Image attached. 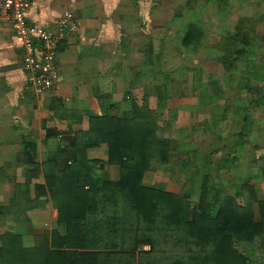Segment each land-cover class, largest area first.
I'll return each mask as SVG.
<instances>
[{"label": "crops", "instance_id": "obj_1", "mask_svg": "<svg viewBox=\"0 0 264 264\" xmlns=\"http://www.w3.org/2000/svg\"><path fill=\"white\" fill-rule=\"evenodd\" d=\"M150 1L33 0L26 13L29 24L55 32L56 22L64 12H71L77 24L75 33H66L58 45L56 89L41 95L25 90L21 40L10 22L0 17V208L9 206L15 193H26V201L20 207H8L10 211L0 213V238L10 231L19 237L22 246L31 247L58 229L57 209L42 188L46 185L45 175L52 172V159L58 160L59 170L76 161L69 146L78 140L80 133L89 131L90 116L100 117L102 107H112L113 115H118L128 111L132 101L140 106L142 98L149 97L148 107L157 111L159 129L175 135L171 140L172 156L178 151L183 155V151L194 150V143L205 142L207 135L215 140L220 131L212 134L204 130L203 122L222 120L226 125L225 104L222 108L218 101L213 106L207 102V96H201V87L194 86L192 75L186 72L193 67L178 65L172 55L165 59L170 66L164 72L161 43L164 42L165 57L170 56L175 34L180 31L183 40L192 23L188 22L182 29L179 24H162L160 2L154 0L147 8ZM216 68L201 67L204 79L208 80L211 75L219 77L223 66L218 68L219 74ZM159 94L162 95L160 103ZM222 94L213 95L220 99ZM87 142L89 138H84L83 143ZM26 149L31 151L37 166L27 163ZM106 160V144L87 151L86 161L92 164ZM179 164L184 166L186 162ZM203 164L206 171L219 168V163L217 166L209 165V161ZM172 166L160 165L154 172L145 173L143 184L170 193L180 191L178 167ZM156 172L168 174L171 182L145 183L146 175ZM92 173L109 180L118 177L117 169L105 164L94 166ZM233 184L230 182L227 189L220 188L234 192Z\"/></svg>", "mask_w": 264, "mask_h": 264}, {"label": "trees", "instance_id": "obj_2", "mask_svg": "<svg viewBox=\"0 0 264 264\" xmlns=\"http://www.w3.org/2000/svg\"><path fill=\"white\" fill-rule=\"evenodd\" d=\"M207 2L225 13L226 0ZM203 37L202 27L192 23L182 49L197 54ZM255 38L242 28L226 36L223 55L217 60L229 76L235 69L234 57L252 52ZM186 72L192 75L193 85L201 87V96L223 92L217 76L204 79L200 68ZM255 72L252 77L264 82L261 69ZM258 92L263 96L257 105H264V83ZM157 100L160 103L162 95ZM148 101L143 97L140 106L132 101L131 108L118 115H113L112 107H102L100 117L90 116L89 131L69 146L76 161L59 170L58 160L52 159V172L45 175L42 188L57 209L58 229L31 247L22 246L19 237L8 231L0 238V264H264V157L249 166L251 178L263 180V196L257 193V185L247 181L233 184L234 194H229L213 183L211 168L200 177L191 174L175 194L145 186V173L168 164L175 139L159 129L157 111L149 109ZM246 114L240 133L234 136L238 147L245 140L250 119ZM84 138L90 142L83 143ZM101 144L107 146L105 163L86 161L87 151ZM26 150L27 163L37 166ZM232 161L220 160L219 169ZM101 164L115 167L117 179L95 177L92 168ZM196 194L197 201L192 202ZM23 201L26 193H15L0 213L20 207Z\"/></svg>", "mask_w": 264, "mask_h": 264}, {"label": "rangeland", "instance_id": "obj_3", "mask_svg": "<svg viewBox=\"0 0 264 264\" xmlns=\"http://www.w3.org/2000/svg\"><path fill=\"white\" fill-rule=\"evenodd\" d=\"M153 1L151 0L150 4H146L147 8L152 6ZM157 2H160L162 24L172 23L174 26H178L179 24L182 29L188 22L199 23L203 27L205 34L202 39V46L195 55L186 54L182 49L180 44L182 33L180 31L175 34L174 45L171 50L172 54L170 56L165 57L164 52L166 49L164 48V42L163 44L161 43L163 46L161 47L163 69L170 66V63L165 62V59L172 57V55H175L174 61L184 68H201L206 66L209 69L211 67L220 68L221 65L218 64L220 62L216 61V58L223 55L224 41L229 33L235 34L237 29L242 28L249 30L257 37L255 38L256 43L254 47L250 49L252 52L234 57L236 58L235 69L230 76L228 75L229 71H225L224 68L222 70L219 69L221 71L220 74L219 72L217 73L218 68L215 69L216 74L220 75L218 78L223 89L220 99L213 94L207 95L208 98L206 95H203L208 99L207 102L213 104V106H216L218 101V104L222 108H224L225 104L227 119L225 118L224 122H226V125H223L222 120L210 123L203 122L202 128L204 130L212 134L218 133V130L220 131L215 140L212 139V135H207L205 142L194 143L195 145L192 147L194 150L190 149L189 152L183 151V155L178 154L179 151L176 148L178 153L175 151V156L169 154L168 163L173 164V166L177 165L178 167L176 173L179 174L180 184L178 188L180 189L182 188V183L191 174L200 177V174L206 171L203 163L209 161V165L217 166L220 160L226 159L228 162L233 160L232 164L228 162L224 163L226 165L225 169L218 168L216 170L215 167L210 169L209 172L213 183L218 187L227 189L230 182L237 185L247 181L250 184L257 185V193L262 195L261 183L263 180L261 177L259 179L251 178L249 166L252 162L257 161L258 158L264 157V105H257V103H260L258 100L263 96V92L259 94L257 89H261L264 82L252 77L254 76L252 73H257L255 71L258 68L259 70L261 69L264 75V0H226L227 3L224 5L226 7L225 13L223 14L218 13L216 4L209 5L205 0H158ZM178 14L180 15L178 16ZM162 34H164V31ZM162 40L167 41L165 37ZM236 46L241 47L239 44ZM179 68L181 67L177 69ZM244 84L246 88H241ZM222 108L220 109V113L222 112ZM246 112L249 114H246ZM245 114L250 119L245 131L244 144L238 147L235 145L234 136L240 133ZM220 119L221 116H219L218 120ZM173 144L178 146L175 142ZM179 162H186V164L180 166ZM219 170H222L224 173H221ZM166 172L170 173V170L167 169ZM156 173L158 174H147L145 183H162L163 185L168 184V181L171 182L168 174L166 175L162 172ZM178 192L174 191V193ZM228 193L234 194L233 191ZM197 195L192 198V202L197 201Z\"/></svg>", "mask_w": 264, "mask_h": 264}, {"label": "built area", "instance_id": "obj_4", "mask_svg": "<svg viewBox=\"0 0 264 264\" xmlns=\"http://www.w3.org/2000/svg\"><path fill=\"white\" fill-rule=\"evenodd\" d=\"M33 0H0V17L10 22L21 40L25 90L41 95L52 93L59 82L56 56L59 42L66 33H75L77 24L71 12H64L56 22V31L29 24L26 13ZM144 251L149 250L143 246Z\"/></svg>", "mask_w": 264, "mask_h": 264}]
</instances>
